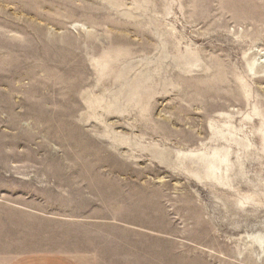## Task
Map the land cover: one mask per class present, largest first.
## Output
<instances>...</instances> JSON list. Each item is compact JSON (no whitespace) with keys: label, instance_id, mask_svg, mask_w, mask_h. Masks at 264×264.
<instances>
[{"label":"rangeland","instance_id":"obj_1","mask_svg":"<svg viewBox=\"0 0 264 264\" xmlns=\"http://www.w3.org/2000/svg\"><path fill=\"white\" fill-rule=\"evenodd\" d=\"M42 251L264 264V0H0V259Z\"/></svg>","mask_w":264,"mask_h":264},{"label":"crops","instance_id":"obj_2","mask_svg":"<svg viewBox=\"0 0 264 264\" xmlns=\"http://www.w3.org/2000/svg\"><path fill=\"white\" fill-rule=\"evenodd\" d=\"M10 255V256H9ZM0 264H91L77 253L32 252L11 253L0 259Z\"/></svg>","mask_w":264,"mask_h":264}]
</instances>
